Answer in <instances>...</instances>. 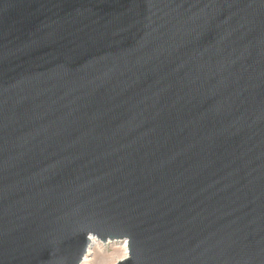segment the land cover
I'll return each instance as SVG.
<instances>
[{
  "label": "water",
  "instance_id": "water-1",
  "mask_svg": "<svg viewBox=\"0 0 264 264\" xmlns=\"http://www.w3.org/2000/svg\"><path fill=\"white\" fill-rule=\"evenodd\" d=\"M264 264V0H0V264Z\"/></svg>",
  "mask_w": 264,
  "mask_h": 264
},
{
  "label": "rangeland",
  "instance_id": "rangeland-1",
  "mask_svg": "<svg viewBox=\"0 0 264 264\" xmlns=\"http://www.w3.org/2000/svg\"><path fill=\"white\" fill-rule=\"evenodd\" d=\"M126 242L123 240H109L103 243L101 239L94 237L91 247L88 249L89 261L86 264H115L117 261L123 259L126 253L124 247Z\"/></svg>",
  "mask_w": 264,
  "mask_h": 264
},
{
  "label": "bare ground",
  "instance_id": "bare-ground-1",
  "mask_svg": "<svg viewBox=\"0 0 264 264\" xmlns=\"http://www.w3.org/2000/svg\"><path fill=\"white\" fill-rule=\"evenodd\" d=\"M93 238H94V237H92L91 239L93 240ZM125 241H126V240H125ZM90 247H91V246H90ZM90 247H89V248H90ZM124 247H125V249H126V253H125V255H124L123 258L127 257V255H128L127 242L125 243ZM113 249H114V248H113ZM88 253H89V252H88ZM88 255H89V254H87V255L85 256V258H84V260H83V262H82L81 264H86V262L89 261V260H88Z\"/></svg>",
  "mask_w": 264,
  "mask_h": 264
}]
</instances>
